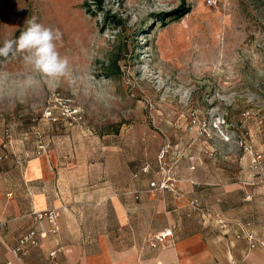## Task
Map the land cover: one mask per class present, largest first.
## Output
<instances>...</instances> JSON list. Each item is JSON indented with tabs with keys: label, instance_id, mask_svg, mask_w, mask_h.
I'll list each match as a JSON object with an SVG mask.
<instances>
[{
	"label": "rangeland",
	"instance_id": "374dc122",
	"mask_svg": "<svg viewBox=\"0 0 264 264\" xmlns=\"http://www.w3.org/2000/svg\"><path fill=\"white\" fill-rule=\"evenodd\" d=\"M33 17L62 32L69 69L0 57V161L43 156L65 221L122 244L162 227L164 196L182 232L204 229L210 264H230L245 232L264 247V0H0V46ZM151 181L169 187L152 196ZM100 190L123 223L81 201Z\"/></svg>",
	"mask_w": 264,
	"mask_h": 264
},
{
	"label": "crops",
	"instance_id": "0c3cea01",
	"mask_svg": "<svg viewBox=\"0 0 264 264\" xmlns=\"http://www.w3.org/2000/svg\"><path fill=\"white\" fill-rule=\"evenodd\" d=\"M56 178L57 173L43 156L23 163L20 158L0 161V264H47L50 260L56 264H210L214 261L211 241L204 229L182 232V216L173 217L172 210L165 208L164 196L157 198L154 206L155 215L163 217L162 227L152 229L130 244H122L118 235L107 229L95 231L84 224L67 223L66 212L54 189ZM81 201H109L118 222L125 221L124 204L108 191L87 193ZM49 211H57L59 215L54 220L46 215L35 218L36 213ZM31 230L36 232L37 244L15 254L13 249L19 238ZM248 234H242L243 242L237 240L243 247L232 249L235 256L228 251L230 264H264V247L258 245L254 235L255 243L251 246ZM158 235L164 236L154 240ZM52 251L54 258L50 256Z\"/></svg>",
	"mask_w": 264,
	"mask_h": 264
},
{
	"label": "clouds",
	"instance_id": "9594fccd",
	"mask_svg": "<svg viewBox=\"0 0 264 264\" xmlns=\"http://www.w3.org/2000/svg\"><path fill=\"white\" fill-rule=\"evenodd\" d=\"M27 27L15 39H5L0 46V57L8 58L10 54H23L25 65L30 66L32 73L48 78L63 77L68 73L69 61L57 50V43L62 39L59 29H52L37 23L36 18L26 21ZM5 77L0 76V80ZM39 85L36 75H26L22 81L25 89Z\"/></svg>",
	"mask_w": 264,
	"mask_h": 264
},
{
	"label": "built area",
	"instance_id": "2783aa9c",
	"mask_svg": "<svg viewBox=\"0 0 264 264\" xmlns=\"http://www.w3.org/2000/svg\"><path fill=\"white\" fill-rule=\"evenodd\" d=\"M169 187V182H155V181H151L149 182V190L148 192L154 196V194L156 192H158V190L161 189H167ZM134 198H138L137 194L133 195ZM48 216L49 219L54 220L59 213L56 211H49V212H38L35 214V218L36 219H41L43 216ZM2 226V222L0 221V227ZM53 231H56V228H54ZM167 234H169L170 232H166ZM165 235V234H164ZM164 235H158V236H154L153 239L154 240H160L161 238H163ZM248 240L250 242L251 246H254L255 243V239L253 237L252 234H248L247 235ZM37 244V239H36V232L34 230H31L30 232L24 234L23 236H21L18 240V244L15 246V248L13 249L15 254H19V253H23L28 246L31 245H36ZM152 245H154V243L152 242ZM50 256L51 258H54L55 256V251L50 252ZM3 264H11L10 262H4ZM47 264H56L53 260H50Z\"/></svg>",
	"mask_w": 264,
	"mask_h": 264
}]
</instances>
